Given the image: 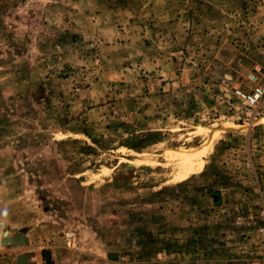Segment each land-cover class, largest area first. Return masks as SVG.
Instances as JSON below:
<instances>
[{
	"label": "rangeland",
	"instance_id": "obj_1",
	"mask_svg": "<svg viewBox=\"0 0 264 264\" xmlns=\"http://www.w3.org/2000/svg\"><path fill=\"white\" fill-rule=\"evenodd\" d=\"M256 67L264 0H0V264L262 259Z\"/></svg>",
	"mask_w": 264,
	"mask_h": 264
},
{
	"label": "built area",
	"instance_id": "obj_2",
	"mask_svg": "<svg viewBox=\"0 0 264 264\" xmlns=\"http://www.w3.org/2000/svg\"><path fill=\"white\" fill-rule=\"evenodd\" d=\"M261 69L256 67L253 71L246 75V83L248 86L242 87L235 85L232 88V99L242 104L249 114H245L246 118L252 122L264 115V78L261 76ZM223 264H264V256L262 259H238L226 260Z\"/></svg>",
	"mask_w": 264,
	"mask_h": 264
},
{
	"label": "water",
	"instance_id": "obj_3",
	"mask_svg": "<svg viewBox=\"0 0 264 264\" xmlns=\"http://www.w3.org/2000/svg\"><path fill=\"white\" fill-rule=\"evenodd\" d=\"M16 236H19L18 233H16ZM19 238V242L22 243L23 239H21L22 237H18ZM41 258L43 259L45 264H53L52 260H51V255L47 252V251H42L41 252ZM19 264H24L21 261H18Z\"/></svg>",
	"mask_w": 264,
	"mask_h": 264
},
{
	"label": "bare ground",
	"instance_id": "obj_4",
	"mask_svg": "<svg viewBox=\"0 0 264 264\" xmlns=\"http://www.w3.org/2000/svg\"><path fill=\"white\" fill-rule=\"evenodd\" d=\"M260 120V119H259ZM237 127V126H236ZM243 127V126H242ZM12 240L10 239V242H11Z\"/></svg>",
	"mask_w": 264,
	"mask_h": 264
}]
</instances>
